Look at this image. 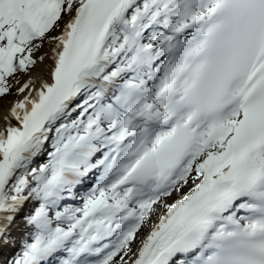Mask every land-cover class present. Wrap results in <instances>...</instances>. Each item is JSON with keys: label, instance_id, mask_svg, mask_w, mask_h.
<instances>
[{"label": "snow or ice", "instance_id": "snow-or-ice-1", "mask_svg": "<svg viewBox=\"0 0 264 264\" xmlns=\"http://www.w3.org/2000/svg\"><path fill=\"white\" fill-rule=\"evenodd\" d=\"M0 264H264V0H0Z\"/></svg>", "mask_w": 264, "mask_h": 264}, {"label": "rangeland", "instance_id": "rangeland-1", "mask_svg": "<svg viewBox=\"0 0 264 264\" xmlns=\"http://www.w3.org/2000/svg\"><path fill=\"white\" fill-rule=\"evenodd\" d=\"M146 231H147V229L146 230L143 229V231L141 233V237L146 234ZM137 245H138V241L136 244L133 245V247L135 248Z\"/></svg>", "mask_w": 264, "mask_h": 264}, {"label": "bare ground", "instance_id": "bare-ground-1", "mask_svg": "<svg viewBox=\"0 0 264 264\" xmlns=\"http://www.w3.org/2000/svg\"><path fill=\"white\" fill-rule=\"evenodd\" d=\"M144 230H146V229H144ZM142 231H143V230H142ZM142 231H141V233H142ZM141 233L139 234V235H140V237H141ZM145 235H146V234H145ZM143 236H144V235H143ZM143 236H142V237H143ZM137 246H138V245H137ZM137 246H136V247H137Z\"/></svg>", "mask_w": 264, "mask_h": 264}]
</instances>
